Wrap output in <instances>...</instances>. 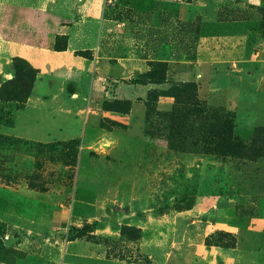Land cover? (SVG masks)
Wrapping results in <instances>:
<instances>
[{"label": "rangeland", "instance_id": "obj_1", "mask_svg": "<svg viewBox=\"0 0 264 264\" xmlns=\"http://www.w3.org/2000/svg\"><path fill=\"white\" fill-rule=\"evenodd\" d=\"M0 264H264V0H0Z\"/></svg>", "mask_w": 264, "mask_h": 264}, {"label": "crops", "instance_id": "obj_2", "mask_svg": "<svg viewBox=\"0 0 264 264\" xmlns=\"http://www.w3.org/2000/svg\"><path fill=\"white\" fill-rule=\"evenodd\" d=\"M25 113L23 116H21ZM23 117V118H22ZM85 122L79 107L69 106L64 96L49 91L48 97L34 91L24 108L14 115L5 133L35 141H55L82 135Z\"/></svg>", "mask_w": 264, "mask_h": 264}, {"label": "trees", "instance_id": "obj_3", "mask_svg": "<svg viewBox=\"0 0 264 264\" xmlns=\"http://www.w3.org/2000/svg\"><path fill=\"white\" fill-rule=\"evenodd\" d=\"M22 60L20 59V58H16V59H14V65L16 64V63H18V62H21ZM32 80H31V84L29 85V87H30V89L32 88V86H33V82L35 81V77H33V78H31ZM30 96V95H29ZM28 96V97H29ZM206 244L207 245H212V242L211 241H207L206 242Z\"/></svg>", "mask_w": 264, "mask_h": 264}]
</instances>
